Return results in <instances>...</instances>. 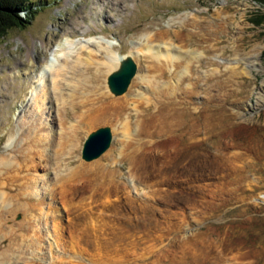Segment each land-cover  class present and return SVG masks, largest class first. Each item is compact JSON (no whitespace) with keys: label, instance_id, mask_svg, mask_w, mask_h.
Here are the masks:
<instances>
[{"label":"rangeland","instance_id":"374dc122","mask_svg":"<svg viewBox=\"0 0 264 264\" xmlns=\"http://www.w3.org/2000/svg\"><path fill=\"white\" fill-rule=\"evenodd\" d=\"M47 1L26 27L0 37V156L19 161V150L32 143L43 149L32 157L43 167L31 177H44L48 188L67 178L66 189L57 199L41 188L20 201L42 199L46 212L56 208L55 225L50 216L43 225V218L33 215L36 236L22 237L28 226L15 225L28 220L23 207L6 215L3 224H12L17 235L0 232V263L264 264V0ZM65 37L110 41L120 56L138 50L131 54L135 74L127 89L114 95L106 77L119 61L108 72L92 62L65 68L75 75L73 96L59 72L58 89L50 91L40 113L42 128L34 126L27 137L18 123L28 90ZM168 41L192 51L188 72L146 114L159 113L156 125L178 134L172 145L176 159L168 166L143 154L130 165L120 156L127 138L109 118H78L84 107L77 103L94 95L100 83L108 100L134 94L147 86L141 79H152L159 62L161 76L152 82H173L185 57L176 67L166 66L142 48ZM63 114L71 115L63 119ZM105 125L111 129L110 146L98 158L82 160L87 134ZM96 162L113 170L114 188L102 182L100 169H76ZM52 225L62 228L56 238L50 236Z\"/></svg>","mask_w":264,"mask_h":264},{"label":"bare ground","instance_id":"6f19581e","mask_svg":"<svg viewBox=\"0 0 264 264\" xmlns=\"http://www.w3.org/2000/svg\"><path fill=\"white\" fill-rule=\"evenodd\" d=\"M170 39L172 42L173 39ZM90 42H92V45L89 44ZM171 42H163L162 44H156L154 46H148L146 45V43V46H143L142 48L144 49V52L148 54H145L146 57H154L155 60H158L157 62H159V60H162L164 62L163 64L166 66L176 67L177 63H175V61H177L181 57L183 58V56L185 57L184 64L183 66H181L182 68L179 74L176 75L173 82L169 81L168 83H163L162 85H157L152 82L154 76L157 77L156 75H158L160 72V66H158V64H160L159 62L157 65H154L156 67L153 71L154 74L151 75L153 77L152 79L140 78L141 81L146 82L147 86L143 87L138 92H134V94L125 92L126 94L124 93L122 97H116V99L108 100L106 99L105 91L101 89L102 84L100 83L94 95L85 96L83 98L81 97L79 99V102L77 103L79 107H84V110L78 113V118H82V120L86 122L100 121L102 119L109 118L114 123L115 127L119 129V132L127 138L122 143L120 156L122 159H127L130 165L133 163L135 156L143 154L150 157L152 161H155L157 163L163 162L168 166H171V163H173L176 159V149H174L172 145L174 144L175 138L176 136H178V134L175 132L173 133L166 131L161 126L156 125L155 121L159 118V113L146 114V109L150 108V106L152 105L157 106L159 104L160 96L162 94L172 93V91L174 92V82H178L179 78L186 75L188 72V65H190V61L186 58L187 55H190V53H192V51L183 49V45L178 46ZM56 47L59 50L58 55H55V53H53L51 60L48 61L49 63L44 65L45 68H42V71L40 69V72H37V83L32 85L30 82H28L30 86L32 85L29 90L27 89L30 93L28 97V106L26 105L22 110V114L18 123L22 131L23 128H26L27 137L30 136H28V131L30 132L34 128V126L42 128L41 125H43V122L41 120L40 113L43 111L44 104L48 103L51 100L50 91H55L58 89L59 82H61L58 80L60 76L59 72H63L62 76L60 77H63V80H66L64 84L67 86V88H69L70 96H73V93L75 91L74 89H76L77 85L73 83L75 80L73 76L75 75H73L72 71H66L65 68L78 70L81 66H88L92 62L98 65H103L105 67V72H108L111 67H115L114 64L116 62L119 61V64H121L122 60L126 56H130L131 54L134 55L136 52H138V50H136V52H129V54L126 56H120L117 54L118 52L113 49L110 41L87 40L82 42L81 40H75L69 37H65L62 41L58 42L56 44ZM97 56L101 57L103 60H98ZM117 69L118 67L116 68V70ZM66 72L71 74L66 76ZM103 73L104 70L101 75H103ZM70 79H73V82H71ZM148 86H151V88H149ZM122 93L120 92V95ZM86 102H88V105L85 104ZM131 111H133L134 113L132 114ZM156 111L159 112L158 110ZM70 115L71 114H63L62 117L63 119H67ZM160 131L163 132V135L161 137H159L158 139L150 138L152 134ZM23 138L25 140L27 139L26 137ZM43 138L45 139V136ZM24 139L22 140L24 141ZM133 141H136L134 143L136 147H132V149L128 150ZM26 145V151L23 148H19V161H17L16 158L14 160H12L13 158L10 160H5V155L0 156V232L4 230V233H2L12 239H14V237H16L17 235L15 233V229L12 228V224L11 226L7 227L5 224H3V221L6 215L11 214V212H13L12 210L16 209V207L18 206L23 207V211H25L26 215H28V220L15 223V225H17L18 227H22V224L28 226V232L26 234H22V237L26 235L36 236L37 231L35 230V228H32V225H34L33 223L35 221V218L33 217L34 214H37L38 216L43 218V220L39 224L47 225L46 218L49 216L52 217L53 225L58 224V222H55L54 218L56 208L51 205L48 207L50 211L46 212L43 206L42 199H35L31 202H20L23 197L27 198V195L29 193L38 194V191L43 188L47 191L48 194H46L50 196L49 198L54 199L57 194H63L64 190L66 189L65 180H67V178L61 179L62 182L60 181V184L56 186L54 185L53 187L50 186V188H48L44 186V177H31L33 174V169H39L40 167H43L40 164V160L38 161L39 163H34L32 159L33 156L42 155L41 151L43 149H33L32 143L31 146L28 143H26ZM90 167L91 168H87L79 165L76 169L79 168L78 171L82 169L90 171V169L92 168L100 169V172L103 174L102 182H106V187L110 188V186L113 185L114 172L113 170H110L108 166H105L102 162H96ZM74 172L76 173V171ZM76 176L77 175H75V177ZM40 184H42L41 187ZM67 185H69V183ZM16 188L17 191L14 190ZM140 219L138 218V222H141ZM60 230H62V228H59L58 225L53 226L50 236L54 238L58 237ZM46 235H49V233L46 232Z\"/></svg>","mask_w":264,"mask_h":264},{"label":"water","instance_id":"95a60500","mask_svg":"<svg viewBox=\"0 0 264 264\" xmlns=\"http://www.w3.org/2000/svg\"><path fill=\"white\" fill-rule=\"evenodd\" d=\"M135 64L131 55L126 56L119 64L118 69L108 74L106 81L112 94L117 95L127 89L129 81L136 71ZM110 132L111 129L108 125L90 131L83 144H81V159L90 161V159H96L102 155L111 144L112 136Z\"/></svg>","mask_w":264,"mask_h":264},{"label":"trees","instance_id":"16d2710c","mask_svg":"<svg viewBox=\"0 0 264 264\" xmlns=\"http://www.w3.org/2000/svg\"><path fill=\"white\" fill-rule=\"evenodd\" d=\"M261 1V0H254ZM47 0H0V37L13 27L24 28L35 14L46 6ZM259 18H251L258 24Z\"/></svg>","mask_w":264,"mask_h":264}]
</instances>
